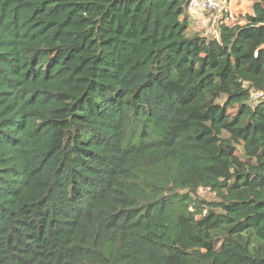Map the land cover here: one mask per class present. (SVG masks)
Here are the masks:
<instances>
[{"label":"trees","instance_id":"obj_1","mask_svg":"<svg viewBox=\"0 0 264 264\" xmlns=\"http://www.w3.org/2000/svg\"><path fill=\"white\" fill-rule=\"evenodd\" d=\"M252 1L0 0V264H264Z\"/></svg>","mask_w":264,"mask_h":264},{"label":"built area","instance_id":"obj_2","mask_svg":"<svg viewBox=\"0 0 264 264\" xmlns=\"http://www.w3.org/2000/svg\"><path fill=\"white\" fill-rule=\"evenodd\" d=\"M186 13L188 17L194 22L197 30H203L210 22L215 23L224 17H229L230 0H186ZM216 30L210 32L216 34ZM264 100V94L259 91H250V104H257ZM197 193L200 196L209 195L213 193L210 188H199ZM206 214V208L202 209L199 216ZM198 216V217H199Z\"/></svg>","mask_w":264,"mask_h":264},{"label":"rangeland","instance_id":"obj_3","mask_svg":"<svg viewBox=\"0 0 264 264\" xmlns=\"http://www.w3.org/2000/svg\"><path fill=\"white\" fill-rule=\"evenodd\" d=\"M252 0H230V13H229V18L232 20L233 18H240V16L245 15L246 13H248L251 9V4H252ZM234 21V19H233ZM215 23L210 22L208 25H206L204 27L203 30L204 33H209L213 30V26ZM193 29H196L195 25L192 27ZM197 30V29H196ZM203 197V196H201ZM211 198L212 196L209 195H204V198Z\"/></svg>","mask_w":264,"mask_h":264},{"label":"crops","instance_id":"obj_4","mask_svg":"<svg viewBox=\"0 0 264 264\" xmlns=\"http://www.w3.org/2000/svg\"><path fill=\"white\" fill-rule=\"evenodd\" d=\"M249 12H250V11H249ZM249 12H248V13H249ZM194 25H195V24H194Z\"/></svg>","mask_w":264,"mask_h":264}]
</instances>
